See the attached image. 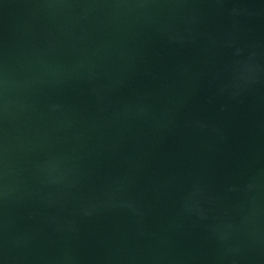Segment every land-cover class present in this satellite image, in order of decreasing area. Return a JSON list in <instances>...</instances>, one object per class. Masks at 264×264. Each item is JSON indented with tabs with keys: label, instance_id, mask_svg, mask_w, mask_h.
<instances>
[{
	"label": "water",
	"instance_id": "water-1",
	"mask_svg": "<svg viewBox=\"0 0 264 264\" xmlns=\"http://www.w3.org/2000/svg\"><path fill=\"white\" fill-rule=\"evenodd\" d=\"M0 264H264V0H0Z\"/></svg>",
	"mask_w": 264,
	"mask_h": 264
}]
</instances>
